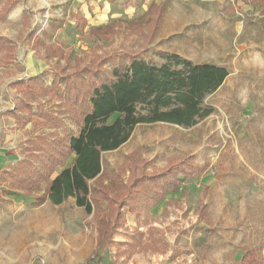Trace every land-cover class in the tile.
Segmentation results:
<instances>
[{"label": "rangeland", "instance_id": "rangeland-1", "mask_svg": "<svg viewBox=\"0 0 264 264\" xmlns=\"http://www.w3.org/2000/svg\"><path fill=\"white\" fill-rule=\"evenodd\" d=\"M151 1L21 0L0 22V37L16 47L13 62L0 64V180L2 172L37 154L31 143L47 138L54 123L72 128L57 97L41 96L38 87L27 94L28 88L14 84L46 72L48 88L63 67L71 71L74 58L139 51L142 38L128 37L112 22L139 19ZM81 18L83 29L77 26ZM107 26L113 28L109 37L90 34ZM34 31L45 46L60 47L69 57L44 59L43 50L28 42ZM159 53L227 70L221 87L202 101L212 112L190 128L137 125L124 144L101 154L103 165L115 172L137 153L157 170L189 156L206 170L183 181L186 193L167 194L139 228L133 215L124 214L125 228L91 260L97 239L92 214L72 198L33 207L22 193L5 195L8 186L0 181V264H239L242 247L255 249L264 261V31L257 8L239 0H172L142 56L159 66ZM23 99L30 113L9 116ZM41 113L54 123L42 124ZM201 204L216 230L207 240L197 231L203 226L195 214Z\"/></svg>", "mask_w": 264, "mask_h": 264}, {"label": "trees", "instance_id": "trees-1", "mask_svg": "<svg viewBox=\"0 0 264 264\" xmlns=\"http://www.w3.org/2000/svg\"><path fill=\"white\" fill-rule=\"evenodd\" d=\"M20 1L0 0V22ZM171 1L152 0L139 19L112 22L122 26L128 37L142 38L139 51L102 53L91 60L87 56L74 58L71 71L63 67L62 76L55 75L48 88L44 87L46 72L29 77L26 83L14 84L28 88L27 94L38 87L41 96L57 97L62 105V119L68 120L72 128L63 127L60 121L56 125L49 115L39 114L42 124L54 123L55 130L47 138L33 140L31 147L36 148L37 154L31 159H21L15 170L1 173L0 181L8 186L4 194L22 193L32 199L33 207L45 201L58 206L68 198L74 199L77 207L96 220V248L89 260L112 242L116 232L125 228L124 214L133 215L139 228L141 219L167 194L186 193L183 181L201 175L207 168L197 166L189 156L157 170L150 161L133 153L115 172H109L101 156L124 144L137 125L166 123L190 128L212 112L202 108V101L223 84L228 75L224 67L192 64L177 54L159 53L164 60L159 66L143 59ZM239 1L257 8L264 31V0ZM77 26L83 29L86 20L79 19ZM112 29L110 26L97 28L90 34L102 39ZM27 39L33 49L43 50L44 59L69 57L60 47L45 46L36 37V31ZM15 52V45L0 37V64L13 62ZM61 85L63 90L59 92ZM30 106L28 99L17 101L9 116L30 113ZM43 183L45 189L38 194ZM195 214L203 223L197 231L207 240L216 230L210 224L206 205H199ZM240 252L239 264H264L255 249L242 247Z\"/></svg>", "mask_w": 264, "mask_h": 264}]
</instances>
